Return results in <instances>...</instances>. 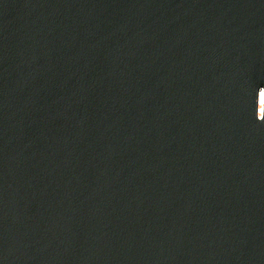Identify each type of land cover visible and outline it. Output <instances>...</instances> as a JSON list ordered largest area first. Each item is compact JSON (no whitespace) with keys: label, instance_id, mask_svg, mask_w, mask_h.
<instances>
[{"label":"water","instance_id":"obj_1","mask_svg":"<svg viewBox=\"0 0 264 264\" xmlns=\"http://www.w3.org/2000/svg\"><path fill=\"white\" fill-rule=\"evenodd\" d=\"M0 264H264V0H0Z\"/></svg>","mask_w":264,"mask_h":264}]
</instances>
